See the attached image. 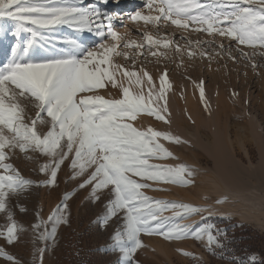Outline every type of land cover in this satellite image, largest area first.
<instances>
[{
    "label": "snow or ice",
    "instance_id": "6c2138e0",
    "mask_svg": "<svg viewBox=\"0 0 264 264\" xmlns=\"http://www.w3.org/2000/svg\"><path fill=\"white\" fill-rule=\"evenodd\" d=\"M103 2L106 4L107 0ZM145 6L155 14L142 15L141 11H136L129 19L154 26L170 22V25L182 29L194 24L195 31L209 36L231 38L239 45L253 49L257 45L264 48V0H210L206 3L202 0H145ZM0 19L13 22L14 37L28 34L11 49V61L0 65V213L6 220L0 227V240L13 248L24 242L29 229L16 218L17 202L31 195L34 188L56 187L58 173L64 166L71 169L69 180L77 181L80 189H91L88 199L107 202L100 220L104 226L114 218L121 220V226L112 237V250L120 253L121 264H140L136 253L145 246L141 234H155L167 240L188 237L202 240L207 234L209 245L218 244L206 227L195 230L188 224L171 223L205 212L211 214V207L156 200L142 191L151 187L147 181L194 184L196 174V170L186 164L175 167L150 164L149 160L153 158L179 159L159 142L160 139L173 144L186 141L151 126L142 130L130 122L136 121L143 113L166 124L171 123L164 94L166 71L161 76L160 93L153 100L151 88L147 96L142 88L139 93L133 92V85L143 84L138 71L120 64H115L113 69V54L131 59L135 68L137 57L118 51L119 48L143 49L145 44L128 40L121 45V34L113 25L115 17L94 4H85L84 0H0ZM65 25L81 31H95L100 43L96 47H85L71 40L67 50L57 51L41 61L32 59L30 49L37 43L47 42V34H55L60 26ZM159 31L157 27L156 37L151 32L141 33L153 56L157 53L151 51V46L167 49L171 44L167 39L159 38ZM109 39L113 43L109 44ZM181 39L189 44V57L197 55L193 48L204 44L215 45L227 52L233 61L237 59L231 55L230 47L226 48L223 43L216 45L214 40ZM175 51H182L179 44ZM221 51L215 55H221ZM238 51L246 60H252L255 55ZM199 55L211 59L208 51H200ZM252 67L255 69L257 65L253 63ZM141 71L149 85H153L151 74ZM121 73L128 80L127 86L117 79ZM109 86L119 89L121 98L98 94ZM198 87L200 99L207 105L203 81ZM159 101H163L162 106H157ZM29 105L35 109L32 116H29ZM17 152L28 160L43 157L48 161L39 166V172L45 176L43 181L38 183L25 178L9 162ZM70 198V194L65 193L63 201L46 220L41 212L36 213L35 223L31 225L35 255L43 256L45 249L38 246L40 242L45 246L49 241L54 244L58 227L70 225ZM19 211L26 213L28 208L21 203ZM166 211H172L173 216H164ZM180 251L183 255H192ZM0 257L12 264H23L4 246H0Z\"/></svg>",
    "mask_w": 264,
    "mask_h": 264
},
{
    "label": "rangeland",
    "instance_id": "374dc122",
    "mask_svg": "<svg viewBox=\"0 0 264 264\" xmlns=\"http://www.w3.org/2000/svg\"><path fill=\"white\" fill-rule=\"evenodd\" d=\"M126 1L107 0L105 4L103 0H84V3L94 4L102 11L115 17L113 25L115 30L121 34V40L119 41L121 45L128 40L145 44L143 49H126L123 47L118 49V51L129 52L130 56L137 57L135 68H133L131 59L113 54L114 70L115 64H120L129 70L138 71L143 77L142 86L133 85L132 90L134 93H139L142 88L147 96L149 88H151L153 93L151 98L156 100L160 93L161 76L165 71L167 72L168 78L164 94L171 113L168 117L171 123L168 124L167 129L160 131L171 132L173 135L181 137L186 143L173 144L160 139L159 142L179 159L153 158L149 160V163L173 167L186 164L196 170L193 178L195 180L194 184L181 185L178 183L147 181L151 184V187L142 189V191L156 200L203 205L211 207L213 210L217 205L212 203L211 200L212 197H216L218 188L215 185L214 176H211V172L216 167L208 154L210 151L202 147L206 145L203 142L202 144L193 143L195 138L188 134L181 125L185 122L198 123L200 128L206 130L205 133H208L212 138L223 135L228 149L230 148L229 153L237 163H241L246 168L250 166V162L256 164L259 161V152L256 145L249 140L247 130L254 125H252L254 123L252 117H257L264 133V55H261V53H264V48L257 45L253 49L247 45H239L231 38L209 36L205 32L195 31L196 25L194 24L188 29H182L170 25V22L168 24L161 23L157 26L150 23L146 24L143 21L134 22L129 17L136 11H141L142 15L155 13H150L145 6V0L139 5H135L136 2L132 3L130 0ZM202 2L206 3L210 0H202ZM157 27L160 29L159 38L162 40L167 39L171 44L167 49L162 46H151V51L157 53L153 56L141 33L151 32L156 37L158 35ZM61 28H67L74 35L73 40L85 47H96L100 43V38L96 36L95 31H79L66 25L60 26L59 29ZM13 30L12 21L0 19V65H5L11 61V49L18 40H25L28 36L27 33H22L20 37H14L12 35ZM47 35L49 36L47 42L37 43L30 49L29 55L32 59L41 61L54 55L52 47L54 42L52 36L54 34ZM181 37H187L191 41L211 42L214 40L216 45L223 43L226 48L230 47L231 55L236 56L237 59L233 61L229 58L227 52H222L215 45L209 47L204 44L193 48L192 50L197 55L189 57L187 54L189 44ZM108 43L111 44L113 41L109 39ZM177 44L181 47L182 51L180 53L175 51ZM66 48L68 47H64V50ZM238 49L249 54L255 53V55L252 56V60H246L240 55ZM200 51H208L211 59L201 57L199 55ZM217 51H221V55L216 56ZM141 52L143 55H140ZM160 53H166L167 55L162 56ZM253 63L257 65L255 69L252 67ZM141 69L157 73L156 79L160 84L159 89L154 80L153 85H149L147 77L143 76ZM117 79L127 86L128 80L123 77L122 73L117 76ZM201 81H203L207 105L200 99L198 85ZM168 84L171 87H168ZM175 85L176 89L174 88ZM103 90H100L98 94L111 98L110 90L108 88ZM116 90L118 97L121 98V91ZM234 93L239 95H234ZM162 105L163 101H159L157 104V106ZM28 112L29 116H32L35 109L29 105ZM189 116L191 119H189ZM193 121L194 123H192ZM130 122L134 125L137 123L136 121ZM157 122L159 121L157 120ZM245 128L247 130H244ZM226 131L227 133H225ZM228 137H230V140H228ZM211 154L213 153L211 152ZM9 162L13 163L25 178L35 180L38 183L45 179V176L39 172V166L48 162L43 157H37L33 161L28 160L24 154L17 152ZM70 173V168L62 166L57 176L56 187L34 188L31 195L24 196L20 202H17L16 218L19 223L29 229V232L24 242L15 248L5 245L2 240H0V246H4L7 252L15 255L23 264H121L120 253L112 250L114 243L112 237L115 230L121 226V220L114 218L109 221L107 226H104L100 220L104 215L107 202H94L88 199L91 189H80L77 181L69 180ZM215 177L218 181L222 180V176ZM247 181L250 182L248 185L251 187L248 186L247 189L259 193L260 196L258 194V197L262 200V212L258 220L250 221L241 218L239 211L238 214L235 212L236 215L233 214L234 216L220 217L205 212L202 215H194L185 220L176 219L171 223L188 224L195 230L202 227L208 228L218 240V244L209 245L207 234L202 240H196L192 237L167 240L155 234H141L145 246L138 249L136 253V258L140 261V264H264V180L259 182L252 179L250 181V178H248L245 183ZM65 193L70 194L71 197L68 200L71 212L70 225L62 224L58 227L54 244L49 241L45 246L44 242H40L38 246L45 250L42 257L37 256L35 255L33 234L31 232V225L35 223L36 213L41 212L46 220L56 205L63 201ZM21 203L28 208V212L19 211ZM163 215L172 217L173 212L166 211ZM219 218L223 221L216 223ZM5 223L4 215L0 213V227H3ZM232 241L237 242V256L231 254L232 251L229 246ZM180 250L192 255H183ZM259 252L263 255L261 256ZM0 264H12V262L0 257Z\"/></svg>",
    "mask_w": 264,
    "mask_h": 264
},
{
    "label": "bare ground",
    "instance_id": "6f19581e",
    "mask_svg": "<svg viewBox=\"0 0 264 264\" xmlns=\"http://www.w3.org/2000/svg\"><path fill=\"white\" fill-rule=\"evenodd\" d=\"M130 1L132 3L136 2L135 5L137 4L139 5L144 2V0H130ZM52 37H54V42L52 44L53 52L54 54H56L57 51L64 50V47H68V48L70 47L68 41L73 40L74 35L67 28L66 29L61 28ZM68 48H66L65 50H67ZM149 73L151 74L152 79L157 84V88L159 89L158 86L160 84L156 79V77L158 76L157 73H153V72H149ZM174 88L176 89V85ZM108 90H110L109 93L111 98L119 99L118 97L119 95L116 89L111 88L109 86ZM211 116L213 115L211 114ZM136 122L137 123L134 126L142 130L146 129L148 126H151L157 130H165L169 126L165 122L159 121L160 122L159 123L155 118L143 113L139 115ZM252 122H254L252 123V125L253 124L254 125L253 126L251 125L252 128H248V130L245 128L244 130H247L249 132V136H248L249 140L253 144H255L258 149L259 161L256 164L250 162V166L247 168L241 165V163L240 164L237 163V161H235V158H233L230 155L229 153L230 148L228 149V145H226L225 139H223V135L222 136L217 135L218 136L217 138L216 137L212 138L210 135H208V133L207 134L205 133L206 130H202L203 128L202 129L200 128V125L198 123L191 124L189 122H185L181 125L182 128H184V130L188 134H190L195 138L193 139L194 140L193 143L202 144L203 142L206 145L202 147L210 151V153L208 154L211 157L214 166L216 167L211 172V176H214L215 185L218 188L216 197H212L211 200L212 203L217 205L216 208L212 210V213L215 214L216 216H220V217L226 215L232 216L233 214L236 215L235 212L237 214L240 212L239 214H241L240 215L241 218H245L246 220L248 219L250 221H255L259 219L260 214L262 212V200L258 197L259 193L257 194L256 192L254 193L253 191H250V189H247L250 187V185H248V183H250L248 182L249 180L246 182L247 184L245 183V181L248 178H250V181L252 179H255L259 182L264 180V133L262 126L260 125V123H258L257 117H252ZM225 133H227V131ZM220 134L222 133L220 132ZM228 138H229L228 140H230V137ZM211 152L213 154H211ZM245 152L248 155V152L246 150ZM215 176H222V180L218 181ZM218 200L225 202L217 203Z\"/></svg>",
    "mask_w": 264,
    "mask_h": 264
},
{
    "label": "trees",
    "instance_id": "16d2710c",
    "mask_svg": "<svg viewBox=\"0 0 264 264\" xmlns=\"http://www.w3.org/2000/svg\"><path fill=\"white\" fill-rule=\"evenodd\" d=\"M223 220H221L220 218L218 220H216V223H221ZM244 228H248L247 226H243ZM231 237V236H230ZM233 239H235L233 237ZM237 245V242L236 241H232L229 248L231 249V254L234 255V256H237V251H238V247L236 246ZM260 253V252H259ZM260 255L262 256L263 254L260 253Z\"/></svg>",
    "mask_w": 264,
    "mask_h": 264
}]
</instances>
